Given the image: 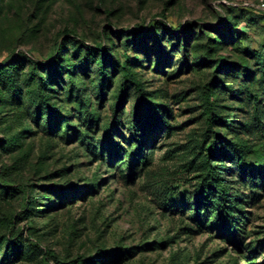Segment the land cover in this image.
<instances>
[{"label": "rangeland", "instance_id": "374dc122", "mask_svg": "<svg viewBox=\"0 0 264 264\" xmlns=\"http://www.w3.org/2000/svg\"><path fill=\"white\" fill-rule=\"evenodd\" d=\"M260 2L0 0V264H264Z\"/></svg>", "mask_w": 264, "mask_h": 264}, {"label": "trees", "instance_id": "16d2710c", "mask_svg": "<svg viewBox=\"0 0 264 264\" xmlns=\"http://www.w3.org/2000/svg\"><path fill=\"white\" fill-rule=\"evenodd\" d=\"M234 7V9H239V10H244V11H250L242 6H232ZM261 15V14H259ZM264 16V14H263ZM226 23H227V20H226ZM84 48L86 49V52H87V55L90 56L91 58L95 59L96 58V55L98 52H101L102 53V57L101 59L99 60L98 62V65H99V77H100V80L103 81L105 79V74H106V71H107V67L106 65L108 64L107 61H108V53L107 51H104L103 49H96L94 47H91L89 45H86V44H83ZM114 59L113 57H111V60L114 62ZM49 64H52V63H49ZM115 64H120L119 62H115ZM9 65V64H8ZM7 65V66H8ZM123 65V79H122V83H121V86H120V92H125L127 87L128 86H132L135 90V92L138 94L139 98L141 99V101H144V102H147L146 99H145V90L143 88V85L141 83V81H139L136 76L134 75V73L132 72L130 66L128 65L127 62H125ZM6 66V67H7ZM3 67V66H1ZM0 67V68H1ZM204 99H205V102L207 104V108L209 110V117L207 119V129H208V132L211 131L213 129V124L215 123V120H216V116H215V112H214V106H213V102H212V99H211V96L209 94V91H208V88L205 89L204 91ZM150 112L153 114L154 113V110L153 109H150ZM142 147L143 146H140L137 150V154L140 155V152L142 151ZM222 152V149L219 147V143L218 142H213L209 148V151H208V154H207V158H206V163L208 164V166H210L211 170H215L214 167L212 166V159L217 157L219 154H221ZM236 152L238 153V159L239 161L243 160V154H242V151H241V148L238 147L236 148ZM263 174V178H264V173ZM215 192L218 194V200L221 202L222 206L224 209H227L228 208V205H227V202L225 201V189L224 188H217L215 187ZM203 199H208V194H205V192L201 191L200 194L197 196V200H199L200 202L203 200ZM229 217V216H228ZM231 218V216H230ZM8 244L9 245H15L17 244V238H10L8 239ZM47 254H50V253H47ZM52 256V255H50ZM72 264H86V260L79 257L77 258ZM91 264V262L89 263Z\"/></svg>", "mask_w": 264, "mask_h": 264}, {"label": "built area", "instance_id": "2783aa9c", "mask_svg": "<svg viewBox=\"0 0 264 264\" xmlns=\"http://www.w3.org/2000/svg\"><path fill=\"white\" fill-rule=\"evenodd\" d=\"M258 9L264 11V0H261V2L258 5Z\"/></svg>", "mask_w": 264, "mask_h": 264}]
</instances>
